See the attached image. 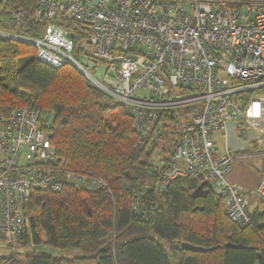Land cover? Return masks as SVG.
Returning <instances> with one entry per match:
<instances>
[{
    "label": "built area",
    "instance_id": "2783aa9c",
    "mask_svg": "<svg viewBox=\"0 0 264 264\" xmlns=\"http://www.w3.org/2000/svg\"><path fill=\"white\" fill-rule=\"evenodd\" d=\"M58 14L85 28L95 87L126 107L152 156L134 213L146 216L144 196L187 178L210 184L227 199L228 218L248 227L251 197L264 203V173L253 190L230 183L237 155L215 137L231 123L241 137L256 130L251 155L264 157V0H39L33 21L44 25L42 36L0 37L31 43L52 67L82 68ZM25 20L18 11L17 27ZM41 113L24 106L0 117V243L32 236L26 207L38 192L59 194L68 184L109 192L104 180L65 170Z\"/></svg>",
    "mask_w": 264,
    "mask_h": 264
},
{
    "label": "trees",
    "instance_id": "16d2710c",
    "mask_svg": "<svg viewBox=\"0 0 264 264\" xmlns=\"http://www.w3.org/2000/svg\"><path fill=\"white\" fill-rule=\"evenodd\" d=\"M38 3L0 0V32L42 36L44 25L33 21ZM18 11L26 17L21 28ZM72 23L76 52L85 28ZM106 97L71 65L52 67L37 59L34 46L0 37V117L24 106L46 112L52 117L45 115L47 132L65 170L109 185V192L100 193L72 184L59 194L36 193L26 207L32 230L27 241L63 256L34 251L24 259L3 256L0 264H264V209L241 228L208 183L178 178L163 194L144 196L146 216L134 213L135 194L152 173V156L140 148L130 112ZM257 149L253 144L252 151ZM200 185L208 196L192 198ZM183 243L209 251H185Z\"/></svg>",
    "mask_w": 264,
    "mask_h": 264
},
{
    "label": "rangeland",
    "instance_id": "374dc122",
    "mask_svg": "<svg viewBox=\"0 0 264 264\" xmlns=\"http://www.w3.org/2000/svg\"><path fill=\"white\" fill-rule=\"evenodd\" d=\"M61 22L69 30H71L70 28H74L75 27V24H73L72 22H68V21H65V20H63ZM83 30H84L83 33H84L85 36H84V38H82L81 42L78 43L76 52L74 54L75 61L78 62L82 68L76 66L75 64H71V66L76 68L77 71H79V73H81L86 78V80L92 86L95 87V83H94V81H92V78H94V77L95 78L96 77L99 78V77H98V75L95 76L94 71H92L91 68L88 66V63H86V60H88V58H89L90 49L88 47V33H86L85 29H83ZM14 35H16L18 37H25V36H22L21 34H14ZM25 38L32 39V38H29V37H25ZM14 40H17V39H14ZM28 44L32 45L31 43H28ZM94 66L98 67L100 65L99 64H94ZM105 102L106 103H111L109 98H107V100H105ZM41 112H42L41 113V117L42 116L44 117L45 115H48L46 112L45 113L43 111H41ZM50 118H52V117L48 115V119H50ZM252 133L255 134L256 137L259 135V133L256 130L250 131L249 135L251 136ZM245 139L249 141L248 138H245ZM240 140L243 141V139H240ZM160 148L161 147L159 146V151H160ZM248 165L251 168H253L254 170H256V171H258V170L264 171V157H259V158L253 159L252 161H248ZM220 199L223 202L224 210L226 212L227 199L226 198H222V197ZM263 205H264V203H262V201L257 196H254L253 199L251 200L250 210H254L257 207H260V209L263 210L264 209ZM29 240L32 241V236L29 237ZM30 241H27V239H26V241L22 240L20 242L0 243V258L3 257V256H11L12 255V256H17L19 259H24V257L33 254L34 251H37V252L44 251L47 254H50L52 256H63L62 252H60L59 250H57L55 248H50V247H47L45 245H41L39 247H36Z\"/></svg>",
    "mask_w": 264,
    "mask_h": 264
},
{
    "label": "crops",
    "instance_id": "0c3cea01",
    "mask_svg": "<svg viewBox=\"0 0 264 264\" xmlns=\"http://www.w3.org/2000/svg\"><path fill=\"white\" fill-rule=\"evenodd\" d=\"M238 130L239 127L236 124H229L227 133H225V135H216V144L222 149L229 148L237 155L234 170L230 175H228V181L230 183H237L246 189L253 190L259 185L264 172L260 170L256 171L248 165V161H252L253 159L257 158L251 155L253 145L252 142L256 136L252 133L251 136H248V141L245 139V137H241L239 135ZM240 139H243V141ZM253 197H251V200ZM257 209H260V207L250 211L253 213Z\"/></svg>",
    "mask_w": 264,
    "mask_h": 264
},
{
    "label": "water",
    "instance_id": "95a60500",
    "mask_svg": "<svg viewBox=\"0 0 264 264\" xmlns=\"http://www.w3.org/2000/svg\"><path fill=\"white\" fill-rule=\"evenodd\" d=\"M71 38H74V35L71 34ZM84 73V72H83ZM209 194V190L204 188V185H200L192 194V198L194 199H199V198H206ZM182 249L185 251H190V252H202L206 253L209 250L204 249L201 247H196L191 244L183 243L181 245ZM227 248H234V249H241L244 248L242 245H232V244H227Z\"/></svg>",
    "mask_w": 264,
    "mask_h": 264
}]
</instances>
